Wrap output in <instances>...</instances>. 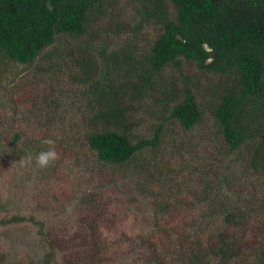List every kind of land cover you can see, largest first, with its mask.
Wrapping results in <instances>:
<instances>
[{"label": "trees", "instance_id": "obj_1", "mask_svg": "<svg viewBox=\"0 0 264 264\" xmlns=\"http://www.w3.org/2000/svg\"><path fill=\"white\" fill-rule=\"evenodd\" d=\"M113 2L0 0V231L27 226L41 248L37 260L22 262L0 245V264H108L117 248L132 253L133 264H264V0H134L133 26L116 33L124 39L96 44ZM68 38H83L63 49H71L72 75L83 84V143L95 174L68 202L43 204L36 194L26 204V184L57 179L64 164H76L58 138L25 131L37 107L16 95L8 68L42 53L53 58L55 43ZM148 96L162 118L148 134H134ZM45 138L59 159L41 169L34 158L48 148ZM29 156L33 163L22 166ZM165 166L166 181L176 168L189 179L186 194L156 183ZM129 180L141 195L133 201L166 209L177 199L189 217L182 212L166 226L164 210L138 235H115L113 194Z\"/></svg>", "mask_w": 264, "mask_h": 264}, {"label": "rangeland", "instance_id": "obj_2", "mask_svg": "<svg viewBox=\"0 0 264 264\" xmlns=\"http://www.w3.org/2000/svg\"><path fill=\"white\" fill-rule=\"evenodd\" d=\"M112 9L111 17L113 19L107 22L106 26L104 25L101 29H96L98 36H95L93 39L96 44H99L104 38L108 37V39L112 40L111 45L115 47L125 37L116 33L129 30L134 24L132 21L134 17V0H114ZM107 30L111 31L107 32ZM142 31L145 33L144 37L142 34V39L148 42L150 35L147 29L143 28ZM82 39L68 38L64 45L56 42L55 56L53 58L42 53L31 64H12L10 71L8 68L6 79L13 80L12 86L18 87L20 90L15 91L16 95L20 96L22 92L21 97L24 96L27 102L33 99L34 101L30 103H33L37 107L32 111L31 116L29 115L30 118H27V123L24 125L25 131L28 134H32L33 137L35 135H51L58 138L59 144L65 145L69 153L71 150L72 156L70 159L76 164L74 166L71 161L68 164H64L61 174L65 175L59 174L57 179L53 178L44 184H26L20 193L21 197L26 200V204L29 203L28 199L30 201H37L36 194L37 199L42 201L43 204L47 202L54 205L53 203L57 201L68 202L76 193L89 189V177L95 174L90 171L92 162L91 152L83 143V136L89 131L87 122L81 118L85 112L78 91L82 89L83 84L82 82L78 84V81L74 79L72 73L78 71V68L75 67L71 60L67 59L66 55L67 51L76 48V43H83ZM64 46L67 48L71 47V49L64 50ZM159 92L156 90L155 94L159 95ZM35 96L39 98V101ZM146 98L147 102L143 101V99L140 100L146 105L138 108L137 112L141 114L139 125L132 128V133L134 134H148L150 125L157 118H162L158 117L159 103L154 101L151 96ZM29 106V104H25V107ZM85 153L86 155L83 157L82 155ZM164 155L166 156V149L164 150ZM171 174L174 175L175 179L166 181L165 166L164 175L156 183H159V186L162 187V184L166 181L163 186L166 187L167 184L172 195L186 194L191 185L189 179H186L185 174L177 168ZM128 184L129 187H122L123 190L121 191L123 193L118 191L116 195L113 194L114 200L112 204L114 208L109 204V208H113V213L116 216L115 235H119L120 233H125V237L138 235L144 227L151 224L152 220L159 219L164 210H166L167 220L166 222L160 221L159 223L166 224V226L177 224L176 220L182 215V212L189 217L191 209L185 205H181L177 199H169L171 202L166 204V209L154 203L151 204L149 200L138 198L133 201V194L137 197H141V195L138 196V192L136 191L138 187H136V184L132 180H129ZM69 216V214H64V217L61 219V221H65L63 225L67 228L71 226L70 222L72 221V218L68 220ZM0 245L12 260L19 259L22 262H28L37 260L41 254L39 242L27 226L1 230ZM120 250L118 248L115 250L114 257L108 264H133V254L124 253Z\"/></svg>", "mask_w": 264, "mask_h": 264}, {"label": "clouds", "instance_id": "obj_3", "mask_svg": "<svg viewBox=\"0 0 264 264\" xmlns=\"http://www.w3.org/2000/svg\"><path fill=\"white\" fill-rule=\"evenodd\" d=\"M43 143L48 145V148L37 153L34 158L35 165L41 169L49 167L54 161L59 159V154L55 149V141L51 138H45ZM20 163L22 166H28L33 163V158L29 156L28 158L21 160Z\"/></svg>", "mask_w": 264, "mask_h": 264}]
</instances>
